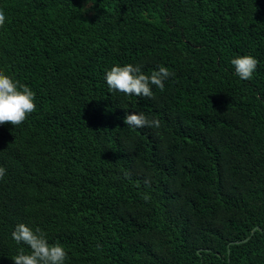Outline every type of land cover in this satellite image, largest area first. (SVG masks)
<instances>
[{"label":"trees","instance_id":"16d2710c","mask_svg":"<svg viewBox=\"0 0 264 264\" xmlns=\"http://www.w3.org/2000/svg\"><path fill=\"white\" fill-rule=\"evenodd\" d=\"M89 1L0 0V264H264V0Z\"/></svg>","mask_w":264,"mask_h":264},{"label":"water","instance_id":"95a60500","mask_svg":"<svg viewBox=\"0 0 264 264\" xmlns=\"http://www.w3.org/2000/svg\"><path fill=\"white\" fill-rule=\"evenodd\" d=\"M255 230H261V228H260L259 226H255L254 228H252L251 233H250L249 236H247V237H245V238H243V239H240V240L232 241V242H230V244H237V243H242V242L247 241V240L249 239V237L253 234V232H254Z\"/></svg>","mask_w":264,"mask_h":264},{"label":"rangeland","instance_id":"374dc122","mask_svg":"<svg viewBox=\"0 0 264 264\" xmlns=\"http://www.w3.org/2000/svg\"><path fill=\"white\" fill-rule=\"evenodd\" d=\"M84 6H85V8H88L90 6V1L89 0H85ZM87 14H90V11H87Z\"/></svg>","mask_w":264,"mask_h":264}]
</instances>
